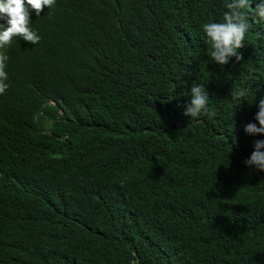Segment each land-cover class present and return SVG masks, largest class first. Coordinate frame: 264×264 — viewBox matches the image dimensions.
<instances>
[{
    "label": "trees",
    "instance_id": "16d2710c",
    "mask_svg": "<svg viewBox=\"0 0 264 264\" xmlns=\"http://www.w3.org/2000/svg\"><path fill=\"white\" fill-rule=\"evenodd\" d=\"M258 0H250L252 7ZM225 0H55L4 47L0 264H264V25L228 64ZM193 84L214 115L189 118ZM247 91L243 101L232 89ZM264 151V149H261Z\"/></svg>",
    "mask_w": 264,
    "mask_h": 264
},
{
    "label": "clouds",
    "instance_id": "9594fccd",
    "mask_svg": "<svg viewBox=\"0 0 264 264\" xmlns=\"http://www.w3.org/2000/svg\"><path fill=\"white\" fill-rule=\"evenodd\" d=\"M55 0H0V94H4L9 85L5 69L4 47L13 41L15 37L20 40L37 44L41 37L30 28V12L35 11L40 16L45 7L52 8ZM222 22H210L202 25L205 34V43L209 47V56L218 65H226L235 57L239 62L242 55L239 50L244 48V40L249 31L248 15L244 11L251 8L252 16L257 23L264 25V0H258L252 7L250 0H225ZM189 101L183 105V115L189 118H199L202 115L213 116L208 109L209 93L203 87L193 84ZM247 91L245 89H232L230 96L243 101ZM259 111L255 115L256 123H248L244 131L249 135L264 134V99L258 104ZM264 140L254 142V151L245 164L250 169L264 172Z\"/></svg>",
    "mask_w": 264,
    "mask_h": 264
}]
</instances>
